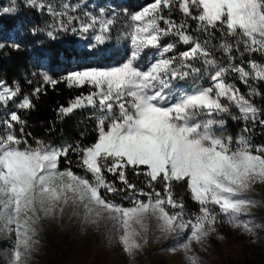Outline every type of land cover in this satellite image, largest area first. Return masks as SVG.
Segmentation results:
<instances>
[{
	"label": "snow or ice",
	"instance_id": "obj_1",
	"mask_svg": "<svg viewBox=\"0 0 264 264\" xmlns=\"http://www.w3.org/2000/svg\"><path fill=\"white\" fill-rule=\"evenodd\" d=\"M22 8L52 21L31 28V35L55 41L61 33L91 34L88 54L122 21L128 51L113 67L83 68L60 79L33 73L39 80L27 94L18 81H0L6 264H32L45 226H62L69 213L81 231H106L107 244L119 246L129 264L161 240L172 243L160 253L181 254L168 264H207L197 249L210 255L213 241L226 244L223 227L250 243L264 239V217L256 215L264 198H253L264 187V143L254 142L256 128L264 129V104L257 103L264 101V59L255 58H264V0H154L135 12L104 4L90 9L79 0H9L0 16ZM169 37L172 42L164 43ZM7 47L20 45L0 42V55ZM61 82L88 89L56 115L62 121L91 109V143L53 144L26 130L20 113L33 110L34 99ZM229 121L241 125L237 134L229 132ZM73 155L80 172L71 167ZM129 170L144 178L143 187L129 179ZM177 184L195 210L175 195ZM116 194L129 206L110 198Z\"/></svg>",
	"mask_w": 264,
	"mask_h": 264
},
{
	"label": "trees",
	"instance_id": "obj_2",
	"mask_svg": "<svg viewBox=\"0 0 264 264\" xmlns=\"http://www.w3.org/2000/svg\"><path fill=\"white\" fill-rule=\"evenodd\" d=\"M105 1L107 2L108 0H96V3L103 4ZM153 1L154 0H116L113 1V3L116 10L127 9L129 12H135L142 5ZM8 5L9 3L5 6L2 0H0V7H7ZM175 18L179 19L178 13L175 15ZM48 19L50 20L47 15L39 14L37 11L29 10L28 8H22L16 15L0 16V42L6 44L18 43L20 45L19 50L7 47L3 54L0 55V81H4L10 86L13 85L14 81H18L22 92L25 94L30 93L32 87H34L39 80L38 76L30 75L27 71L33 55L39 59L42 54L41 52L45 50L48 53V64L57 66L59 62L57 57H60L59 52L63 51L62 55L67 59L71 56L70 51L76 52V50L72 48L71 38H65L64 42L58 41L57 39L55 41H50L43 35L30 34L29 30L33 27L44 28L45 21H49ZM121 25H118L114 29L109 39V43L111 42V44L118 47L125 41L121 35ZM32 43L34 45L33 48L30 47ZM111 44L106 43L99 47L98 50H110V52H113ZM178 48L181 50L184 49V46L178 45ZM255 58L257 60L264 59L258 55ZM49 74L57 79L63 77L60 69L56 68L49 70ZM29 80L32 81V84L28 83ZM241 87L243 90V86ZM87 91L88 89L86 88L70 89L63 82L57 84L55 89L48 87L46 94H41L38 99H34L35 108L33 110L20 113L28 122L26 130L31 132L33 136L47 140L53 144L76 141H80L84 144L91 143L96 137L95 119L90 118L91 109L79 110L62 121L57 120L56 115V109L59 106H66L71 99ZM257 103L264 104V101L257 98ZM8 110H13V106L9 105ZM4 112V109H0V118L3 117ZM52 122H55L54 130L49 133L48 130L52 127ZM240 127L241 125L239 123L232 121L228 123V130L233 135L239 132ZM254 142L257 144L264 143V129L260 127L256 128ZM71 160V167L73 170L80 172L74 155L71 156ZM66 166L65 163L61 164L62 168ZM128 176L129 179L138 186H144L143 177L133 175L131 170H129ZM109 179L111 180L112 177L109 176ZM175 195L183 199L186 207L193 208L195 206L183 185H175ZM110 198L125 204V206H129V202L124 199L122 194H116L114 197Z\"/></svg>",
	"mask_w": 264,
	"mask_h": 264
},
{
	"label": "rangeland",
	"instance_id": "obj_3",
	"mask_svg": "<svg viewBox=\"0 0 264 264\" xmlns=\"http://www.w3.org/2000/svg\"><path fill=\"white\" fill-rule=\"evenodd\" d=\"M113 1L116 0H108L103 4L109 9H113L115 8ZM72 2H77V0ZM79 2L87 3L90 9H94V6L97 5L96 0H79ZM3 3L6 6L9 0H3ZM147 4L142 5L137 11ZM49 23H52L51 19L45 21L44 25ZM65 38L72 39V48L76 52L70 51L71 56L68 59L62 55L63 51L59 52L60 57H57L59 62L56 66L48 64V53L43 50L39 59L34 55L31 57L28 73L30 75L40 72L49 73V70L56 68L60 69L64 76L68 72L88 67H113L124 60L128 51L126 41L118 47L111 42L109 43L108 40L106 43L111 44L113 52L97 49L94 54H88L86 49H88L91 34L88 37H81L71 32L61 33L57 40L64 42ZM168 42H172L171 37L164 41V43ZM33 46L32 43L30 47L33 48ZM253 198L257 200L264 198V187H258ZM194 205L193 208L186 207L187 210H195L197 205ZM256 215L264 217V210L256 211ZM69 216L64 218L62 226L60 224L51 227L45 226L46 231L43 233L41 249L33 257L32 264H129V258L122 253L119 246L107 244L106 231L94 232L91 228L81 231V222L77 220L70 223ZM221 230L228 237L226 244L213 241L210 255L197 249V253L207 264H264V239L257 243H250L246 238H240L238 234L234 236L227 227H223ZM171 243V240L153 242L143 254L138 256L136 264H168L169 261L180 260L181 254L168 257L158 251V249L167 247ZM9 246L10 242L7 238L0 237V264H6V251Z\"/></svg>",
	"mask_w": 264,
	"mask_h": 264
},
{
	"label": "built area",
	"instance_id": "obj_4",
	"mask_svg": "<svg viewBox=\"0 0 264 264\" xmlns=\"http://www.w3.org/2000/svg\"><path fill=\"white\" fill-rule=\"evenodd\" d=\"M2 2H3V0H2Z\"/></svg>",
	"mask_w": 264,
	"mask_h": 264
}]
</instances>
